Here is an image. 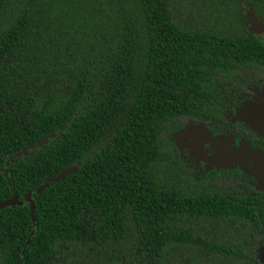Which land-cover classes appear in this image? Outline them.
<instances>
[{"label": "trees", "instance_id": "trees-1", "mask_svg": "<svg viewBox=\"0 0 264 264\" xmlns=\"http://www.w3.org/2000/svg\"><path fill=\"white\" fill-rule=\"evenodd\" d=\"M249 14L264 0H0V264H264V195L197 181L171 141L251 136L227 118L264 82Z\"/></svg>", "mask_w": 264, "mask_h": 264}, {"label": "rangeland", "instance_id": "rangeland-1", "mask_svg": "<svg viewBox=\"0 0 264 264\" xmlns=\"http://www.w3.org/2000/svg\"><path fill=\"white\" fill-rule=\"evenodd\" d=\"M262 33L264 29L259 35ZM258 88L251 97H246L245 104L235 114V120L264 139V84ZM172 141L197 180L220 175L246 180L264 189V160L257 157L259 146L252 145L248 139L203 124L188 123L174 130ZM45 144L44 141L35 148H42ZM260 154L264 157V152ZM260 259L264 263V245Z\"/></svg>", "mask_w": 264, "mask_h": 264}, {"label": "flooded vegetation", "instance_id": "flooded-vegetation-1", "mask_svg": "<svg viewBox=\"0 0 264 264\" xmlns=\"http://www.w3.org/2000/svg\"><path fill=\"white\" fill-rule=\"evenodd\" d=\"M260 20V19H259ZM262 22V21H261ZM250 23H252V21H251V19H250ZM249 23V28L251 29L252 28V24H250ZM263 23V25H264V22H262ZM257 30H258V27L256 28ZM252 30V29H251ZM252 32H253V30H252ZM254 34V33H253ZM262 34H264V33H262ZM262 34H260V35H262ZM257 36H259V34L257 35ZM262 84H264V82H259L258 83V85L257 86H254V87H251V93H250V95H245V100H244V102H243V104L242 105H240V106H238L237 108H236V112H237V110H239V108H241L244 104H245V101H246V97H251L254 93H256V91H258V87L259 86H261ZM236 114V113H235ZM235 114L234 115H231V114H229L228 115V120L230 121V122H232V123H235L236 125H238L239 127H241V128H244L251 136H245V135H243V134H237V133H233V132H230V131H227V132H229V133H232V134H234V135H236V136H238V137H243V138H246V139H248L250 142H251V144L253 145V144H257L258 146H259V149H258V154H260V152H264V139H262V138H260V137H258V136H256L254 133H252L250 130H248V128H247V125H245L244 123H242V122H238L237 120H235ZM205 126H208L209 128H212L211 126H209V125H205ZM212 129H216V128H212ZM217 130H223V129H217ZM223 131H226V130H223ZM174 133V132H173ZM237 139H239V138H237ZM171 141H172V136H171ZM172 143H173V141H172ZM174 144V143H173ZM175 146V145H174ZM176 147V146H175ZM177 149V148H176ZM178 151V150H177ZM178 154H179V151H178ZM257 154V157L258 158H262V160H264V157H262V155L260 154V157H259V155ZM179 156H180V154H179ZM180 158H181V156H180ZM182 159V158H181ZM183 160V159H182ZM257 160V159H256ZM185 161V160H184ZM260 161V160H259ZM186 162V161H185ZM186 164H187V162H186ZM260 164H261V162H260ZM188 165V164H187ZM189 166V165H188ZM190 167V166H189ZM190 169H191V167H190ZM191 171H192V169H191ZM192 173H193V171H192ZM263 174H264V167H263ZM194 175V174H193ZM215 176H220V175H215ZM195 177V176H194ZM212 177H214V176H211V177H208V178H206V179H204V180H207V179H211ZM220 177H222V178H225V177H223V176H220ZM196 179V178H195ZM225 179H231V178H225ZM197 180V179H196ZM232 180H235V179H232ZM197 181H203V180H197ZM237 181H240V180H237ZM244 182H246L247 184H249L250 186H252L255 190H257V191H259V192H261L263 195H264V189H260V188H257L256 186H254L253 184H251L249 181H246V180H243ZM242 182V181H241ZM263 245H264V235L262 236V239H261V242H260V249H259V252H258V258H259V260L261 261V259H260V252H261V249H262V247H263ZM262 262V261H261Z\"/></svg>", "mask_w": 264, "mask_h": 264}, {"label": "water", "instance_id": "water-1", "mask_svg": "<svg viewBox=\"0 0 264 264\" xmlns=\"http://www.w3.org/2000/svg\"><path fill=\"white\" fill-rule=\"evenodd\" d=\"M249 17L252 21V30H253V33L254 35H258L260 32H262V30L264 29V25L263 23L261 22V20H259L256 16H254L253 14H249ZM258 27V30L256 29ZM50 183V181L48 183H46L45 185H43L42 187L38 188L36 191L37 193L41 192L48 184ZM31 200V196L28 198L27 200V203ZM14 203H18L17 202V199L14 198L13 200H8V201H5V202H2L0 203V208H3L5 206H8V205H11V204H14ZM31 217L33 218V209L31 211ZM36 230V229H35ZM30 239L31 237L27 240V242L25 243L24 245V249L23 251L25 250V248L27 247V245L29 244L30 242Z\"/></svg>", "mask_w": 264, "mask_h": 264}]
</instances>
